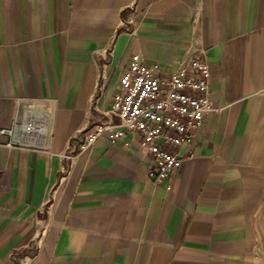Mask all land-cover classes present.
Here are the masks:
<instances>
[{"label": "crops", "instance_id": "0c3cea01", "mask_svg": "<svg viewBox=\"0 0 264 264\" xmlns=\"http://www.w3.org/2000/svg\"><path fill=\"white\" fill-rule=\"evenodd\" d=\"M195 39L218 111L170 189L137 142L79 152L133 55L169 73ZM29 100L53 115L46 150L0 135V264H264V0H0V129Z\"/></svg>", "mask_w": 264, "mask_h": 264}, {"label": "built area", "instance_id": "2783aa9c", "mask_svg": "<svg viewBox=\"0 0 264 264\" xmlns=\"http://www.w3.org/2000/svg\"><path fill=\"white\" fill-rule=\"evenodd\" d=\"M114 44L107 49L110 56ZM109 78L104 67L97 76L94 108L104 96ZM210 79L209 58L198 39L169 73H163L160 64L148 65L139 54L133 55L110 109L94 118L91 132L79 140V152L93 148L102 136L112 144L120 142L127 147L137 142L153 159L149 177L155 184L166 183L170 189V177L183 160L181 149L192 145L207 116L218 111L211 103ZM47 101L29 100L25 117H15L10 127L0 129V135L8 138L7 147L46 150L44 137L53 115ZM64 157L70 159L72 155Z\"/></svg>", "mask_w": 264, "mask_h": 264}]
</instances>
